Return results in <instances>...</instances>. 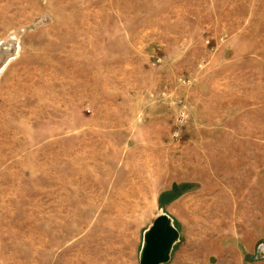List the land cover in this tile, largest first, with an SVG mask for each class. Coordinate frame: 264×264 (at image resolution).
Segmentation results:
<instances>
[{"label": "rangeland", "instance_id": "374dc122", "mask_svg": "<svg viewBox=\"0 0 264 264\" xmlns=\"http://www.w3.org/2000/svg\"><path fill=\"white\" fill-rule=\"evenodd\" d=\"M163 216V264H264V0H0V264H141Z\"/></svg>", "mask_w": 264, "mask_h": 264}, {"label": "water", "instance_id": "95a60500", "mask_svg": "<svg viewBox=\"0 0 264 264\" xmlns=\"http://www.w3.org/2000/svg\"><path fill=\"white\" fill-rule=\"evenodd\" d=\"M178 231L170 225L168 218H158L148 232L147 243L144 248L141 264H162L166 262L168 254L176 240Z\"/></svg>", "mask_w": 264, "mask_h": 264}, {"label": "crops", "instance_id": "0c3cea01", "mask_svg": "<svg viewBox=\"0 0 264 264\" xmlns=\"http://www.w3.org/2000/svg\"><path fill=\"white\" fill-rule=\"evenodd\" d=\"M237 240V239H236ZM238 241V240H237ZM174 246V245H173ZM173 248V247H172ZM172 248H171V250H170V252L172 251ZM170 252H169V254H168V256L170 255ZM167 260H168V257H167ZM166 260V261H167ZM165 263V262H164ZM163 264V263H162Z\"/></svg>", "mask_w": 264, "mask_h": 264}]
</instances>
